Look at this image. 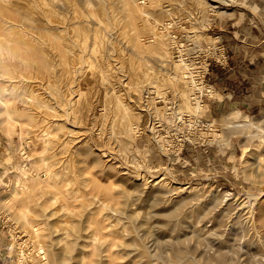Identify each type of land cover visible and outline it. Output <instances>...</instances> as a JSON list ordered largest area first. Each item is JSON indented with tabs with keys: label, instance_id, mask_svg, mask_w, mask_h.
I'll list each match as a JSON object with an SVG mask.
<instances>
[{
	"label": "rangeland",
	"instance_id": "rangeland-1",
	"mask_svg": "<svg viewBox=\"0 0 264 264\" xmlns=\"http://www.w3.org/2000/svg\"><path fill=\"white\" fill-rule=\"evenodd\" d=\"M17 1L24 4V9L11 11L13 18L21 20V15L31 13L35 17L48 18L51 24L63 26L66 35L73 40L72 48L77 55L79 53V60L65 74L69 77L65 93L60 91L59 95L52 96L46 92L47 87L40 88L46 95V101L35 102L39 110L34 120L8 118L6 108L0 102V264H46L40 245L45 247L41 238L47 237L49 232L57 240L56 244L76 241L75 252L72 250L64 257L65 264H82V260L88 264H165L167 249L159 245L158 224L148 213L154 196H147L144 189H172L185 185L192 187L193 197L189 206L192 212L185 207V216L193 217L195 221L202 205L210 203L213 208L209 216L195 222L197 226L199 224L197 232L193 224L187 222L179 228L180 236L190 241L198 234L201 247H208L209 243H216L229 231L236 230L238 249L232 264H264V101L248 107L224 103L230 97L222 96L218 89L225 78L223 70L229 68L228 84L235 80L233 74L239 72L228 63L223 64L226 59L223 41L218 39L217 43L215 35H210L213 24H222L226 30L248 26L247 36L250 40L252 35L255 41L247 45L243 53L252 58L264 55V0H211L225 8L226 13L210 9L202 17L195 12L196 25L208 34L204 38L206 44L210 41L224 51V58H217L223 65L214 62L213 58L210 60V82L215 83L218 93L211 96L212 100L207 96L202 98L205 104L200 113L201 125L196 127L194 120L176 121L174 113H168L164 115L169 116L168 120L161 115L165 129H159L158 135L148 128L146 106L150 102L127 76L129 61L141 59L149 66H157L161 62L155 48L162 44L147 42L152 30L148 25L141 27L147 15L141 14L136 7L139 4L148 10V16L155 17L158 22L168 15L173 16L177 21L173 30L178 43L186 41L182 35L188 32L189 19H180L176 10L167 13L159 4L152 6L151 0L144 3L141 0ZM168 1L159 0L164 4ZM47 6L56 8L60 14L50 13ZM27 27L33 29L34 24ZM215 28L219 29V26ZM82 39L84 44L93 46V41L98 43V53L92 50L91 45L84 49ZM20 44L24 45L21 41ZM146 46L152 49L148 53L144 51ZM162 46H166L167 52H175L167 42ZM81 47L87 51L85 54ZM59 48L64 51L65 47L59 45ZM172 52L168 54L174 58ZM210 53L216 57L211 50ZM22 55L29 56L26 51ZM34 57L39 59V55ZM57 62L63 66L64 56ZM3 65L0 62V71ZM158 67V71L168 70ZM24 70L28 74L35 72V68L29 65ZM2 86L0 83V95L4 94ZM168 94L173 96L169 88ZM113 97L122 98L129 106L130 114L139 118V130L120 131L123 106L119 102L115 106L117 101L107 102ZM154 104L163 106L165 102L156 99ZM108 105H112L110 109ZM234 108L239 109V119L252 122L243 132H233L225 127L224 123ZM118 110L119 114L115 115ZM14 116H18L17 113ZM213 118H216L218 135L207 127ZM161 136L163 140L160 141ZM124 142L126 145L131 143L126 146ZM153 176H164L168 183L152 185L155 181L151 179ZM31 179L38 181L34 189L38 193V202H47L51 213L50 219L36 223L38 232L25 227L12 209V201H15L22 185ZM226 191L230 192L226 202L230 204L227 206L223 204ZM170 194L173 200L179 196L175 190ZM248 194L254 203L253 217L247 216L246 207L238 209L237 202L248 199L245 198ZM223 207H226L225 212ZM135 210L138 215L133 213ZM219 220L223 224L222 232L215 228ZM76 255L77 259L71 258ZM35 256L39 259L36 260ZM201 263L205 264L203 259L185 262Z\"/></svg>",
	"mask_w": 264,
	"mask_h": 264
},
{
	"label": "bare ground",
	"instance_id": "bare-ground-1",
	"mask_svg": "<svg viewBox=\"0 0 264 264\" xmlns=\"http://www.w3.org/2000/svg\"><path fill=\"white\" fill-rule=\"evenodd\" d=\"M144 2L145 0H141V3ZM48 3L50 2H44V4H48ZM151 3L152 6H155L157 4L161 5L160 7L166 10L167 13H170L175 10L178 11V16H180L179 17L180 19L183 17L189 19L188 21L190 25L187 28L186 26H183V28H186L188 32L192 34L197 40L204 39L205 37H207L208 34L201 31V29L196 25L195 12L196 13L199 12V15H201L202 17H204L206 11L210 9L219 13H226L225 8L220 7L211 0H169L167 4H164V2H159V0H151ZM23 5L24 4L20 3L17 0H0V62L4 64L3 65L4 68L2 69V71H0V83L3 85L2 93L5 94V95L2 94L3 96L0 95V102L2 103L3 106H5L6 108L5 111L8 118L19 120L24 117H27L30 120H34L36 116H38L37 112L39 110V108L38 110L36 109L37 106H35L36 105L35 102L42 103L46 101L44 99L46 95H44V93L40 90V88L42 86L47 87L46 92L52 94V96L54 94L59 95L60 91L65 93L68 90L67 84L69 81L68 80L69 77L68 76L65 77V74H67L66 72H70L69 71L70 68L75 67L74 65H76L77 60H79V58L77 59L79 53L77 55V53L72 48L73 40L71 36L66 35V32L64 31V27L51 24L48 18L43 19L41 17H35L31 13H24L23 15H21V20L13 18L11 11L14 10L19 12L20 9L23 8ZM53 8L47 6V11L53 14L57 13L59 15L60 12L58 13L57 9L56 8L53 9ZM136 9L139 10L141 14L147 15V18L146 17L143 18L145 21L144 23H142L141 27L145 28L148 25L150 26L149 29L152 30L151 35H149V40L147 39L148 40L147 42L153 44V42L158 41L162 45H166L167 42L169 46H172L176 42L177 34L174 32L173 26L177 21L176 19L173 18V16L168 15L164 17V19H162L160 22H158L156 21L155 17H151L150 15L148 16L149 13L148 10L141 8L139 4L136 7ZM32 24H34V28L29 29L27 25H32ZM67 27L70 28V26ZM84 37H86L85 34ZM86 38L84 39L85 40L89 39ZM84 39H82L83 42H81V44L83 43L84 49H86L90 47L91 44L90 43L88 44L86 42L84 44ZM20 41L24 45H21ZM207 43H208L207 44L208 50L209 51L211 50L213 54L216 56V58L218 59L224 58V51L221 46L214 45V43H211L210 41H208ZM92 44H94L93 46L91 45L93 47L92 50L95 51L97 49L98 43L93 41ZM59 45H63L65 47L64 51L60 50ZM162 45L155 48V52L158 53V56L160 57L161 60L159 65L149 66L148 64H146L145 60H141V59H137V60L135 59L133 61H129L127 67V72H128L127 76L129 77L130 83L133 84V86L136 87L139 90V92L142 90L143 96L147 98L146 100L148 102H150V105L149 106L147 105L146 108L152 116H155L157 119L161 120V115H162L164 119L168 120L167 117L169 116L167 115L165 117L164 115L168 113H174L175 115L174 119L176 121L187 120L189 122L191 120L192 121L194 120L195 122L194 124H196L197 127V125L199 126L203 123L200 117V113L205 104L202 99V95L207 94L209 96H214V94L218 92L215 90L214 86L211 83L206 82L198 77L196 71L193 70L192 62L190 60L184 59L181 49H178L179 51L178 57H175V55L173 54L174 56L173 58L172 54H170V56L168 54L172 51L168 50L169 52H167L164 49V47L166 46L163 47ZM80 50H82L84 54L87 52L84 51L82 47L80 48ZM87 50L89 51V49ZM150 50H152L151 46H146V50L144 51L148 53ZM25 51L27 52V54H29L30 57L29 56L24 57L22 55ZM96 53H98L97 50ZM147 53L145 54L146 56L149 55ZM122 54L124 53L122 52ZM34 55H39V59L36 60ZM63 56H64L63 66L57 65L59 62L56 63V61L59 59V57H63ZM83 57L84 56H82V58ZM28 65L35 68V72H30L28 74L26 70H24L25 67ZM157 67L160 70L166 68L168 70H164V72L158 71ZM57 83H60V85H58ZM168 88L173 91L172 97H170V95L168 94ZM156 99H162L165 102V105L156 106V104H154V101ZM115 101H117L115 103V106L117 105L118 102L121 103V105L123 106L122 110H120L122 113V117L121 119L119 118L120 131L122 130L123 133L124 132L126 133L131 130H139L140 128L138 123L139 118L137 116L135 117L130 114L129 106L124 100H122V98L115 99L113 97V99L112 98L107 99L108 103L110 102L113 103ZM146 104L147 102H145V105ZM10 106L12 110L9 109ZM120 111L118 110L117 112H114L115 115L119 114ZM16 113L18 116H14ZM230 113L231 116L227 117V120L225 121L224 124L226 128L231 129L233 132H241V131L243 132L248 124L250 125L252 124V122L248 119H243V118L239 119L238 108H234ZM246 117L247 116H244V118ZM215 119L216 118H213L207 127L208 129H210L209 131L215 132L218 135V127L216 126ZM114 121L115 123H117L116 120ZM202 126L206 127L205 125ZM159 140L160 141L163 140V136H161ZM124 141H126V139ZM130 143L128 144L130 145ZM158 146H160V144ZM38 173L36 172V174ZM151 179L155 180L153 183H151L152 185L168 183V181L165 180L164 176H160V177L153 176ZM52 180H54V178ZM23 183H25V181H23ZM37 183H38L37 180L31 179L28 184L26 185L23 184L15 201H12L14 202L12 207V209L14 208V215L21 221V223L25 227L30 228L31 230L35 229L36 232L39 231L36 223L40 220L45 221V219L47 218L50 219L48 216L51 215V213L49 214V210H48L49 204L41 200L40 202H38L39 200L37 197L38 193L35 192L34 190ZM60 188L61 186L59 187V190ZM191 188L185 185L184 187L174 186L172 189L163 188V187H160V189L158 190H155L154 188L144 189V191H146L147 196L148 195L154 196L153 202L150 203V209L148 210V213L153 217V219L158 224L157 232L160 236L159 245L163 249H167V253L165 255V264H185V262L188 260L197 261L201 259H203L205 264H232L235 255L234 254L235 250L238 249V245H237L238 231L236 230L229 231L228 235L224 239L216 243L215 242L209 243L208 247H201L200 238L198 237V234L196 239L191 238L194 240L189 239L190 241H188L187 237L180 236L179 228L182 227L183 224L187 222L189 223L191 222V224H193L194 226L193 228L195 232H197L196 230L197 227H199V224L197 226L195 222L196 221L200 222L202 221L203 218L209 216L213 208L212 206L213 204L210 203L202 205V207H200V210L198 211V214L196 216L197 219L195 221H193V217L191 218L190 216H185L187 214L184 211L186 210L191 211V208L189 207L190 201H192L193 198L190 192ZM172 190H175V193L179 195L176 200H173L171 197L170 192ZM224 195L225 198H223V202H224L223 204L227 206L230 204V203L226 204L227 200L230 197V192L226 191ZM41 197H43V195ZM247 197L249 198L237 202V204L239 205L238 209L241 210L246 207L247 216L253 217L254 203L251 202L250 200V197L252 196L251 194H248V196H246L245 198ZM236 200H234L233 202L235 203ZM10 205L12 206V204ZM185 207L187 209L183 210L185 209ZM223 210L225 212L226 207H223ZM50 212L55 213L53 211ZM133 213L136 215L139 214L137 210L133 211ZM47 222L49 221L47 220ZM52 224L55 225L54 223ZM221 225H223L222 221L221 220L217 221V225H215L216 231L222 230ZM43 228H45V226H43ZM47 229L48 228H46V231ZM40 230H44V229L40 228ZM49 233L50 234H48L47 237L41 238L43 239L42 241H44L42 243H44L45 245V247L43 245H40L42 248L41 253L44 259L43 262H45L46 264H65L64 262L65 255H67V253L68 254L71 253V251L75 249L76 241L73 240V238L75 239L77 234L74 236L72 235L73 236L72 240L75 241L74 243H70L68 242V240H66L67 242L65 241L66 243L64 245L63 244L59 245L56 244L57 240L55 241V238L53 237V235H51V232ZM39 234L42 236L44 235L43 233L41 234L40 232ZM39 234L37 233L35 235L40 236ZM63 238L62 240H65ZM59 241L60 240H58V242ZM61 242L62 241H60V243ZM74 252L75 251L73 250V253ZM41 253H40V257L42 258ZM37 256H35V258ZM70 257L71 256H69V258ZM69 258L67 261H69ZM71 258L77 259V255L72 256ZM38 259L39 258H36V260ZM81 262L82 264H88L84 260H82Z\"/></svg>",
	"mask_w": 264,
	"mask_h": 264
},
{
	"label": "crops",
	"instance_id": "crops-1",
	"mask_svg": "<svg viewBox=\"0 0 264 264\" xmlns=\"http://www.w3.org/2000/svg\"><path fill=\"white\" fill-rule=\"evenodd\" d=\"M216 26H219V29H216ZM247 27L244 25L237 30L233 27L226 30L223 29L222 24H213L210 35H217L223 41L222 46L226 52V59L223 64L228 63L239 72L233 74L235 80L228 84L226 80L230 76L228 74L229 68L223 70V77L225 78L219 83L218 89L222 96L230 97L225 99L224 103L248 107L264 101V55L252 58L243 53L244 48L255 41L252 35H250L249 40ZM214 84L213 86H215Z\"/></svg>",
	"mask_w": 264,
	"mask_h": 264
},
{
	"label": "built area",
	"instance_id": "built-area-1",
	"mask_svg": "<svg viewBox=\"0 0 264 264\" xmlns=\"http://www.w3.org/2000/svg\"><path fill=\"white\" fill-rule=\"evenodd\" d=\"M182 36L186 37V41L184 43H178V41L176 40V42L171 46V48L175 51L173 54L178 57V53H179L178 49H181L184 59L190 60L192 62L193 70L196 71L198 77L204 81L207 80V82L211 83L210 82L211 79L210 66L212 64L210 61L211 58H213L214 62L218 64H222V62L213 55H211L210 51L207 48L208 45L206 44L204 39L197 40L189 32H186ZM214 38H216L215 42L219 43L218 36L215 35ZM204 96H207L208 98L212 99V97L211 96L209 97L207 94H203L202 98ZM148 115H149L148 123L150 124L148 128H150V130L152 129L151 132L157 134L159 129H165L164 124L162 123L163 121L157 119L155 116H152L150 113H148Z\"/></svg>",
	"mask_w": 264,
	"mask_h": 264
}]
</instances>
